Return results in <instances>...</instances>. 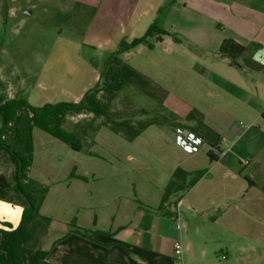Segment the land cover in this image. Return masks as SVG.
I'll return each instance as SVG.
<instances>
[{
  "label": "rangeland",
  "instance_id": "obj_1",
  "mask_svg": "<svg viewBox=\"0 0 264 264\" xmlns=\"http://www.w3.org/2000/svg\"><path fill=\"white\" fill-rule=\"evenodd\" d=\"M0 3L5 21L2 37L0 34V106L18 99H25L35 108L78 103L98 83L96 64L121 48L123 41L96 34L94 9L77 13L75 7H70L66 11L49 0ZM9 9H13V15ZM169 34L163 37V43L158 42V34L148 37L129 55L120 56L167 95L157 92L149 96L133 86L125 88L111 107L116 121L131 118L134 125L148 122L162 112V104L166 115L173 113L177 119L186 117L191 109L207 111L214 107L206 84L229 64L220 59L221 70L212 66L214 40L204 39L196 47L192 40ZM235 61L240 60L237 57ZM228 124L239 133L245 122L234 117ZM112 126L104 117L92 114L67 117L63 128L83 141L79 152L34 128V160L29 177L48 187L40 213L62 224L55 228L59 234L75 225L92 231L117 230L128 205H151L161 197L162 173L171 163L168 159L181 154L175 142L176 128L153 125L134 141H128L113 132ZM3 132L0 115V137ZM205 151L203 148L201 156L207 158ZM14 170L9 156L1 151L0 173L13 183ZM179 195H174L171 202L176 203ZM16 201L21 203L18 198ZM51 230L36 231L29 248L44 249Z\"/></svg>",
  "mask_w": 264,
  "mask_h": 264
},
{
  "label": "crops",
  "instance_id": "obj_2",
  "mask_svg": "<svg viewBox=\"0 0 264 264\" xmlns=\"http://www.w3.org/2000/svg\"><path fill=\"white\" fill-rule=\"evenodd\" d=\"M49 1L66 11L75 7L77 13L94 9L96 34L103 39L130 43L156 25L192 40L196 47L204 39L214 40L212 66L221 70L223 59L229 67H223L226 70L217 72L207 84L202 82L214 107L198 110L221 138L219 159L210 161L201 152L188 154L179 147L181 154H173L168 170L162 173L165 178L159 199L151 205H128L130 210L124 211L118 229L102 231L113 237L97 235L89 240L67 235L69 229L60 234L59 229L51 230L46 245L62 240L52 247L47 262L176 264L174 244L181 241L184 264H264V0ZM10 11L13 15V9ZM3 18L0 3L1 37ZM227 39L246 48L239 63L235 58L232 65L231 57L220 52ZM219 104L227 108L221 109ZM234 117L245 122L239 133L228 124ZM204 148L207 155L210 147L206 142ZM179 167L206 173L176 203L170 201L158 210L164 188ZM22 213V206L0 199V230L7 229L6 224L17 228Z\"/></svg>",
  "mask_w": 264,
  "mask_h": 264
},
{
  "label": "trees",
  "instance_id": "obj_3",
  "mask_svg": "<svg viewBox=\"0 0 264 264\" xmlns=\"http://www.w3.org/2000/svg\"><path fill=\"white\" fill-rule=\"evenodd\" d=\"M155 34H158V42H162L164 36H171L169 32L152 25L143 37L130 43L123 41L117 53L109 55L100 65L96 64L100 73L98 83L78 103L60 102L35 108L25 99H18L0 106V115L4 122V132L0 137V152L4 151L9 156L15 169L13 183L7 176L0 175V199L18 203L23 207L22 219L17 228L6 224L7 229L0 230V264H51L47 262L49 252L58 241L62 240L59 238L50 242L44 249L29 248L30 241L39 229L46 232L50 228L62 227L57 220L41 215L40 209L48 194V187L29 177L34 160L33 131L36 127L79 152L83 150L82 139L78 134L63 128L64 122L70 116L92 114L95 117H104L106 122L113 124L111 128L113 132L124 135L128 141H134L153 125L160 127L169 125L176 129H186L201 137L210 147L207 152L210 161L219 159L221 138L205 124L204 115L196 109L191 110L184 119H177L173 113L166 115L167 110L162 104V112L159 115L148 122L141 121L138 125H134L131 118L120 121L113 118L112 104L125 88L133 86L149 96L156 95L157 92L167 95L166 91L158 88L120 57L123 53L146 43L147 38ZM150 47L153 48L151 45ZM220 52L229 55L233 65V59L243 55L246 48L227 39L222 42ZM205 173V170L190 172L177 168L164 188L158 210H163L174 195L180 194L178 197L180 199ZM16 198L21 203L17 202ZM69 234H76L89 240H94L97 235L113 237L112 233L92 231L77 225L69 230L67 235Z\"/></svg>",
  "mask_w": 264,
  "mask_h": 264
},
{
  "label": "built area",
  "instance_id": "obj_4",
  "mask_svg": "<svg viewBox=\"0 0 264 264\" xmlns=\"http://www.w3.org/2000/svg\"><path fill=\"white\" fill-rule=\"evenodd\" d=\"M175 142L178 147L188 154H197L204 148V140L201 137L182 128L176 129ZM245 164H248V162H245ZM174 257L176 264H184V248L181 241L174 244ZM223 259H225L224 256Z\"/></svg>",
  "mask_w": 264,
  "mask_h": 264
}]
</instances>
